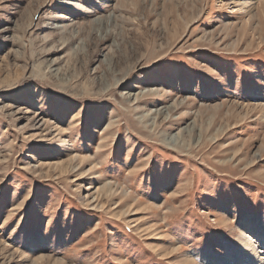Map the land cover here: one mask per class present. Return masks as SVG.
Segmentation results:
<instances>
[{"label":"rangeland","instance_id":"rangeland-1","mask_svg":"<svg viewBox=\"0 0 264 264\" xmlns=\"http://www.w3.org/2000/svg\"><path fill=\"white\" fill-rule=\"evenodd\" d=\"M260 105L264 0H0V264H264Z\"/></svg>","mask_w":264,"mask_h":264},{"label":"bare ground","instance_id":"bare-ground-1","mask_svg":"<svg viewBox=\"0 0 264 264\" xmlns=\"http://www.w3.org/2000/svg\"><path fill=\"white\" fill-rule=\"evenodd\" d=\"M237 3H239L240 5L242 4V6H244V7L247 6L248 4H250V3H247L246 1H244L242 3H240V2H237ZM61 27H63V26H61ZM259 111H264V106L260 105ZM180 134L181 133L169 138L168 140H166V142H169V144H176L180 139H182ZM180 143L181 142H179L176 145L180 146L181 145ZM247 233H249V234H247ZM238 243H239V248L243 249V251L245 252V256L250 257L252 260H257V258L259 259L260 258V254H259L260 252H258L256 246L260 245L261 249H263V251H264V228L261 227V225L258 223V221L251 219L250 217L245 218L244 223L242 225V234H240V241ZM251 259H249V260H251ZM244 260H245V258H242L241 254H240L237 258V264H254L253 261H251V262L249 261L248 263H246V262H244ZM215 263L223 264V262L222 263L215 262ZM182 264H194V263L191 262L190 259L184 258Z\"/></svg>","mask_w":264,"mask_h":264}]
</instances>
